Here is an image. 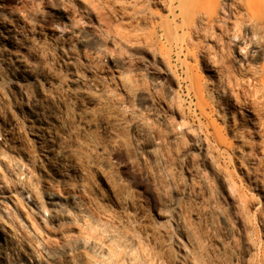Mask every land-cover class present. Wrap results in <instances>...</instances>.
I'll list each match as a JSON object with an SVG mask.
<instances>
[{
  "label": "bare ground",
  "instance_id": "6f19581e",
  "mask_svg": "<svg viewBox=\"0 0 264 264\" xmlns=\"http://www.w3.org/2000/svg\"><path fill=\"white\" fill-rule=\"evenodd\" d=\"M78 1L99 33L85 39L83 47L95 49L111 40L127 51L141 49L160 66L161 77L174 87L169 96L177 107L178 122L171 127V136L182 137L186 128L178 93L184 88L189 111L208 121L212 129L203 148L210 168L238 191L218 164V156L209 153L212 139L219 147L235 150L242 175L249 179L256 176L259 168L253 160L264 164V0ZM47 9L49 17L69 20L63 4ZM4 11L0 8V61L6 69L0 73V175L2 169L17 173L36 193L41 185L51 218L57 222L54 231L48 232L41 262L18 248L10 223L0 220V264H6L7 253L18 249L23 264H205L199 238L192 235L187 249L168 232L169 218L165 214L160 212L159 225L140 232L150 245L137 238L139 227L123 221L127 189L112 160H120L132 149L131 127L126 122L137 118L135 102L138 93L144 91L143 80L138 83L128 74H119L116 85L123 97L101 88L97 97L89 98L97 109L77 104L76 110L70 111V96L48 93L40 77L43 69L18 50L12 23L1 17ZM62 25L66 26V21ZM173 53L184 69L183 78L173 69ZM84 71V76L75 73L74 77L79 83L93 84L94 72ZM141 127L140 122L134 123L132 130L142 129L155 145L165 140L152 128ZM187 132L196 139L195 131ZM71 177L105 220L101 224L92 221L94 239L89 244L69 243L60 221L72 220L55 209L57 201L49 189L53 179L69 185ZM149 178L154 179L152 172ZM13 198L9 191L0 190V206L14 202ZM240 198L249 201L255 211L264 208L260 199L248 200L243 193ZM73 226L78 229L76 223ZM20 241L23 246L27 243L24 238ZM56 244L62 248L56 250Z\"/></svg>",
  "mask_w": 264,
  "mask_h": 264
},
{
  "label": "rangeland",
  "instance_id": "374dc122",
  "mask_svg": "<svg viewBox=\"0 0 264 264\" xmlns=\"http://www.w3.org/2000/svg\"><path fill=\"white\" fill-rule=\"evenodd\" d=\"M60 3L65 6L68 21L49 17L47 13V7ZM0 8L6 11L1 17L14 27L18 50L43 69L40 77L44 89L54 97L59 93L68 94L70 111L76 110L77 104L88 110L97 109L96 103L89 98L97 97L101 88L112 96L123 97L122 90L116 85L119 74H128L138 83L143 80L144 91L138 93L135 102L137 118L126 122L131 127L132 149L120 160H112L127 189L124 214L121 213L123 221L140 228L136 235L141 242L149 244L150 241L147 242L140 232L159 225L161 212L169 218L168 232L174 233L187 249L192 235L199 238L205 252V264H264V208L261 212L255 211L249 201L240 198L243 193L248 200L264 201V164H260L261 161L253 160L259 169L256 176L249 179L242 175L243 168L236 159L235 150L228 146L219 147L211 139L209 153L218 156V164L227 171L228 180L236 184L238 191L232 184L224 182L210 168L203 152L212 129L208 121L189 111L184 88L178 89V93L186 128L182 137L171 136V127L178 122L177 107L169 96L174 88L171 82L161 77L160 66L146 57L141 49L127 51L116 42L103 41L104 37H101L102 44L95 49L83 47L85 39L99 33L94 29L91 15L78 0H0ZM65 21L66 26L62 25ZM172 56L173 69L179 78H183L184 69L177 55L173 53ZM85 68L94 72L93 84L79 83L74 77L75 73L78 77L84 76ZM5 70L0 61V73ZM138 122L141 128L149 127L164 135L165 140L155 145L142 129L134 132L133 124ZM216 123L222 126L219 121ZM192 130L196 139L187 132ZM168 152L171 156L167 155ZM1 172L3 184H0V190L12 193L14 202L0 206V220L10 223L18 238V248L34 254L43 262L42 249L49 241L48 232L54 231L57 222L51 218L44 189L40 185L38 193L33 192L21 175L11 174L8 169ZM151 172L153 180L149 178ZM72 179L67 185L55 178L50 181L49 189L57 201L55 209L67 213L72 220L71 223L60 221L66 228L64 233L69 243L89 244L94 239L90 232L92 221L101 224L105 220L102 213L88 202L76 179ZM68 195L71 198H67ZM74 223L78 229L74 228ZM182 229L186 232L183 233ZM22 238L27 240L24 246L20 241ZM54 247L56 250L62 248L60 244ZM19 257V249L7 253L6 264H20Z\"/></svg>",
  "mask_w": 264,
  "mask_h": 264
}]
</instances>
